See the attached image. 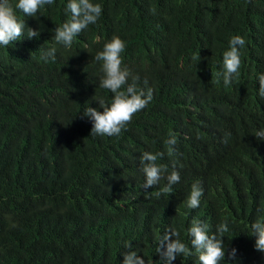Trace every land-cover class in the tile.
Instances as JSON below:
<instances>
[{"label":"trees","instance_id":"trees-1","mask_svg":"<svg viewBox=\"0 0 264 264\" xmlns=\"http://www.w3.org/2000/svg\"><path fill=\"white\" fill-rule=\"evenodd\" d=\"M63 1L44 5L36 18L23 17L27 27L40 30L38 38L25 34L13 46H0V261L13 255L25 264H123L125 244L131 243L144 259L163 264L158 244L174 228L191 254L177 256L172 264H199L188 235L199 218L211 230L209 235L218 224H227L225 260L236 248L238 264H251L256 257L251 224L264 222V157L249 131L238 137L237 166L210 165L207 181L200 183L203 196L197 208L185 203L186 191L172 198L130 200L124 185L138 179V173L125 139H142L174 114L192 110L175 95L180 74L214 80L225 97L244 91L253 71L264 66V0H91L102 7L98 20L71 46L55 43L54 58L46 57L53 46L45 37L52 38V30L70 19ZM242 12H257L258 27L250 29ZM137 23L153 30L140 29ZM113 34L125 43L121 68L131 74L127 83L138 76V90L147 81L161 95L122 134H90L92 122L83 116L85 109L98 107L94 98L107 104L113 98L99 87L102 62L94 59ZM232 35H240L245 44L239 48L238 73L225 86L220 56L229 50ZM13 112L47 129L31 131L34 139L46 141L53 133L61 143L32 160L12 155L3 138V115ZM235 117L245 120L241 113ZM196 121L192 162L219 145H233L222 109L202 111ZM25 196L37 197L44 208L33 216L25 214ZM62 218L64 223L59 222ZM129 228L132 235L123 238Z\"/></svg>","mask_w":264,"mask_h":264},{"label":"clouds","instance_id":"clouds-1","mask_svg":"<svg viewBox=\"0 0 264 264\" xmlns=\"http://www.w3.org/2000/svg\"><path fill=\"white\" fill-rule=\"evenodd\" d=\"M54 0H0V46L15 45L26 34L28 39L38 38L39 29L27 27L22 22L23 17L36 18L44 5H52ZM64 9L70 14V19L52 31L53 37H45L53 46L45 55L53 57L54 44L60 43L71 46L74 38L90 24H94L102 13L100 4L91 0H64ZM245 23L250 29L259 25V14L243 13ZM254 21L256 24L254 25ZM140 29L152 28L137 23ZM111 35L103 50L98 52L94 59L102 62L103 76L99 87L109 90L113 94L110 104L103 98H94L98 107H87L83 113L92 122L90 134L114 136L122 134L132 118L142 112L161 92L157 86L145 81V87L137 89L138 76H132V83L128 84L130 73L121 68V53L125 43L118 36ZM245 44L240 35L228 38L226 50L220 56L223 69V83L229 85L240 68L239 48ZM127 84V87L124 86ZM175 95L184 103L192 105V110L181 111L169 117L161 128L142 139H125V148L134 160L138 179L124 185L127 195L132 201L143 198H172L183 191L185 203L190 208H197L201 204L203 189L200 183L207 181L210 165L214 162L237 166L238 137L247 130L264 157V66L253 71L252 79L247 88L225 97L220 86L211 79H195L180 74L175 86ZM102 109V111L100 110ZM223 110L225 132L234 139L233 145L218 146L205 153L203 159L191 161V141L198 131L197 115L202 111ZM236 113L244 115L243 123L237 120ZM5 128L3 138L12 155L24 159H36L43 156L51 145L61 143V140L52 137L46 141H38L31 135V131H44L36 119L19 112L3 115ZM163 158L170 161L163 163ZM44 208V203L35 196L23 198V211L33 216ZM118 219V216H117ZM59 222L64 223V218ZM129 227L127 224H122ZM229 228L226 223L218 224L212 234L203 219H194L188 228L192 248L198 254L199 264H238L237 249L227 252L224 247V233ZM129 230L123 235H132ZM251 236L255 237L254 251L256 256L251 264H264V222L257 220L251 224ZM128 251L122 253L123 264H153L154 259H144L133 250L131 243L125 244ZM157 251L160 253L163 264L172 262L182 254H191L187 245L179 239V232L170 228L161 238ZM262 252V255L260 254ZM261 258H260V257ZM160 262V257L158 258ZM0 264H25L13 255L1 260Z\"/></svg>","mask_w":264,"mask_h":264}]
</instances>
